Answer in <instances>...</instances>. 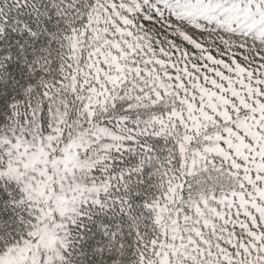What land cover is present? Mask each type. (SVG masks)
Instances as JSON below:
<instances>
[{
	"label": "snow or ice",
	"instance_id": "6c2138e0",
	"mask_svg": "<svg viewBox=\"0 0 264 264\" xmlns=\"http://www.w3.org/2000/svg\"><path fill=\"white\" fill-rule=\"evenodd\" d=\"M0 264H264V0H0Z\"/></svg>",
	"mask_w": 264,
	"mask_h": 264
}]
</instances>
